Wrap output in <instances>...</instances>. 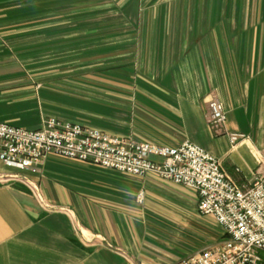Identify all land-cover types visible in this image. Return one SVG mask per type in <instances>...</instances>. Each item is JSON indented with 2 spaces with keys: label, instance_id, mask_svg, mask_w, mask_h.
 <instances>
[{
  "label": "crops",
  "instance_id": "obj_1",
  "mask_svg": "<svg viewBox=\"0 0 264 264\" xmlns=\"http://www.w3.org/2000/svg\"><path fill=\"white\" fill-rule=\"evenodd\" d=\"M47 117L188 141L245 185L264 174V0H0V121ZM215 223L194 190L155 175L54 154L23 170L0 161V264H172L224 240Z\"/></svg>",
  "mask_w": 264,
  "mask_h": 264
},
{
  "label": "built area",
  "instance_id": "obj_2",
  "mask_svg": "<svg viewBox=\"0 0 264 264\" xmlns=\"http://www.w3.org/2000/svg\"><path fill=\"white\" fill-rule=\"evenodd\" d=\"M207 122L217 133L226 112L216 98L207 102ZM234 144L242 136L227 134ZM54 154L130 176L155 175L197 193V209L213 217L225 239L172 264H264V174L238 185L221 162L188 141L176 146L136 143L77 123L47 117L41 127H16L0 121V161L20 170ZM44 205L38 185L24 180ZM139 192L138 201L142 202Z\"/></svg>",
  "mask_w": 264,
  "mask_h": 264
},
{
  "label": "rangeland",
  "instance_id": "obj_3",
  "mask_svg": "<svg viewBox=\"0 0 264 264\" xmlns=\"http://www.w3.org/2000/svg\"><path fill=\"white\" fill-rule=\"evenodd\" d=\"M99 4H100V3H99ZM102 5H104V3H102ZM99 12H101V11H100V10H96L95 13H94V15L98 14ZM102 12L104 13V7H103V11H102ZM93 19H94V23H95V22H101V21H103V23H104V18H103V20H102L100 14H98L97 16H94ZM103 25H104V24H103ZM46 55H47V52H46ZM214 222H215V220H214ZM215 225L219 227V225H218L217 223H215ZM219 228H220V227H219ZM220 230H221V236L223 237L224 233H222V229H221V228H220Z\"/></svg>",
  "mask_w": 264,
  "mask_h": 264
}]
</instances>
